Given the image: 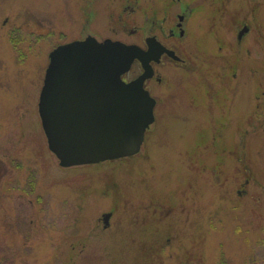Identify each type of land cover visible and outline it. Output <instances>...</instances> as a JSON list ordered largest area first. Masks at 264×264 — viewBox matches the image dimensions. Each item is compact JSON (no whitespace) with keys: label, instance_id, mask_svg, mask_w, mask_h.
Wrapping results in <instances>:
<instances>
[{"label":"rangeland","instance_id":"1","mask_svg":"<svg viewBox=\"0 0 264 264\" xmlns=\"http://www.w3.org/2000/svg\"><path fill=\"white\" fill-rule=\"evenodd\" d=\"M89 1L0 0V264H264V0L199 9L218 46L205 73L213 104L185 109L177 83L170 112L163 84L144 152L67 168L37 113L49 52L88 29L123 36L151 22L153 0H95V19L84 13ZM126 5L136 10L121 16ZM244 24L242 43L226 49L227 32Z\"/></svg>","mask_w":264,"mask_h":264},{"label":"water","instance_id":"2","mask_svg":"<svg viewBox=\"0 0 264 264\" xmlns=\"http://www.w3.org/2000/svg\"><path fill=\"white\" fill-rule=\"evenodd\" d=\"M48 58L37 109L47 147L59 165L95 164L137 153L153 121L154 104L142 87L150 74L141 50L89 36L57 46ZM135 59L144 72L125 83L121 75ZM109 216L103 215L105 225Z\"/></svg>","mask_w":264,"mask_h":264},{"label":"flooded vegetation","instance_id":"3","mask_svg":"<svg viewBox=\"0 0 264 264\" xmlns=\"http://www.w3.org/2000/svg\"><path fill=\"white\" fill-rule=\"evenodd\" d=\"M207 1L212 0H199L197 4L191 7L190 4H180L181 0H153L152 6L150 5L151 8H144V10L149 11V9H151L152 11L151 13L149 11V16L151 18L150 27L146 30L137 26L134 29L125 32V29L123 28L121 30L123 36L111 37L102 33H96V30L101 31L104 29L102 26L95 27L96 22L92 21L95 27L94 29L87 30L89 25L87 27L82 26L87 30L84 35L59 43L54 47L56 48L59 45L72 41H83L89 36L94 37L99 42L104 41L105 39H110L113 41H120L127 45H136L142 52L143 60L147 63H145V66L148 65L146 72H148L150 76L143 80L142 87L148 92V95L154 101L152 108L153 121L148 128L145 129L143 140L138 152L130 156L91 165L128 158L130 159L140 155L146 150L149 136L151 135V137H153V133L151 134V132H155L158 128L157 115L161 102L159 97L162 93L160 87L163 84L170 82V112L172 111L171 107L174 104V87L177 83H179L186 91H184L187 102V107H185V109L187 108L189 110L197 111L201 109L194 99L198 100L200 103H204L205 98H208L211 104L214 103L216 91L213 88L214 77L210 76V78H208L205 73H207L208 66L213 68L217 66V60L214 61L212 59L211 53L216 52L218 46L216 47V42H211L215 40L216 36L204 27V18L206 19V15L203 14V11L199 10ZM213 1H215L218 6L223 2L222 0ZM175 2L178 3L177 10L175 8ZM88 3L89 6L84 8V13L88 18L92 17L95 19L94 10L91 7L95 3V0H91ZM134 10H136L135 7L126 5L121 9L120 13L122 16L124 12H133ZM121 16H119V19ZM85 22L88 24L89 19ZM243 29L245 30L240 33ZM248 32V27L245 24L242 25L240 29L227 32L228 40L231 42L226 46V49L231 47V43L237 46L242 43L243 38ZM208 43L209 46L211 43L213 47L208 48ZM233 62L235 63V60ZM143 72L144 68L142 62L139 59H135L131 63L128 71L121 75V79L125 83H129L142 75ZM231 78L233 79V83L230 87V94L231 97L234 98L236 97L237 92V76L232 75ZM234 78H236V80H234ZM225 79L226 78H224V80ZM219 80H223V77ZM225 88H228L227 83ZM207 91L209 92L208 96H206ZM262 95L264 97V86ZM190 103L193 105H189ZM105 214H110L107 220V225H105L103 221V215ZM111 216V212L101 214V223L104 229L109 227ZM153 223L154 221H150V224H147L146 226L152 229L151 227Z\"/></svg>","mask_w":264,"mask_h":264}]
</instances>
